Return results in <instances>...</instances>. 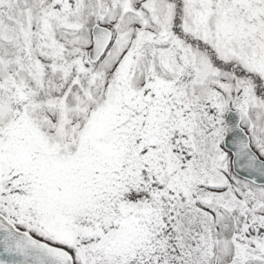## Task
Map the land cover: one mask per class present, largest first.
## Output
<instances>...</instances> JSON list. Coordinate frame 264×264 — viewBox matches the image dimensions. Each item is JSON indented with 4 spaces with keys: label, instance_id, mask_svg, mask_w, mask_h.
Returning a JSON list of instances; mask_svg holds the SVG:
<instances>
[{
    "label": "snow or ice",
    "instance_id": "6c2138e0",
    "mask_svg": "<svg viewBox=\"0 0 264 264\" xmlns=\"http://www.w3.org/2000/svg\"><path fill=\"white\" fill-rule=\"evenodd\" d=\"M0 264H264V0H0Z\"/></svg>",
    "mask_w": 264,
    "mask_h": 264
}]
</instances>
